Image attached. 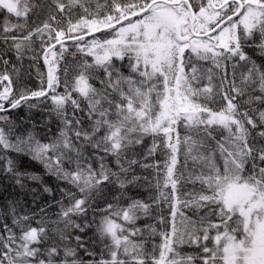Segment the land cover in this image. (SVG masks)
<instances>
[{
	"label": "snow or ice",
	"instance_id": "1",
	"mask_svg": "<svg viewBox=\"0 0 264 264\" xmlns=\"http://www.w3.org/2000/svg\"><path fill=\"white\" fill-rule=\"evenodd\" d=\"M0 264H264V0H0Z\"/></svg>",
	"mask_w": 264,
	"mask_h": 264
}]
</instances>
